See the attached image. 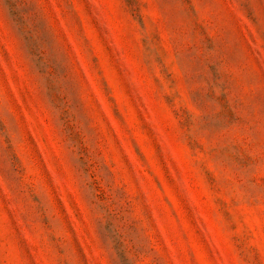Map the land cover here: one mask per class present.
<instances>
[{"label":"rangeland","instance_id":"obj_1","mask_svg":"<svg viewBox=\"0 0 264 264\" xmlns=\"http://www.w3.org/2000/svg\"><path fill=\"white\" fill-rule=\"evenodd\" d=\"M0 264H264V0H0Z\"/></svg>","mask_w":264,"mask_h":264}]
</instances>
